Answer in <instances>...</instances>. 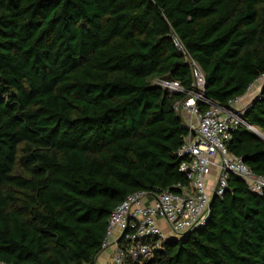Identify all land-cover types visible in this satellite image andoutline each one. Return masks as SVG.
Here are the masks:
<instances>
[{"label": "trees", "instance_id": "1", "mask_svg": "<svg viewBox=\"0 0 264 264\" xmlns=\"http://www.w3.org/2000/svg\"><path fill=\"white\" fill-rule=\"evenodd\" d=\"M188 59L219 107L246 95L264 74V0H0V263L95 264L128 195L188 184L184 96L155 85L189 90ZM243 119L264 133V82ZM226 149L264 177L252 131ZM142 264H264V192L229 175L205 226Z\"/></svg>", "mask_w": 264, "mask_h": 264}, {"label": "built area", "instance_id": "2", "mask_svg": "<svg viewBox=\"0 0 264 264\" xmlns=\"http://www.w3.org/2000/svg\"><path fill=\"white\" fill-rule=\"evenodd\" d=\"M175 44L180 48L177 41ZM187 63L192 77L189 90H184L176 81L158 80L155 85L171 95L184 96L173 108L181 116L186 132L176 157L178 171L188 184L176 185L178 192L133 193L113 210L101 245V252L113 249L110 264H142L152 258L153 250L159 248L162 241L179 239L203 228L211 200L225 193L229 175L240 178L255 194L264 192V177L253 174L241 158L226 149L231 134L239 127L256 130L243 119L256 95L246 106L242 105L241 97L229 101L226 107H219L205 96V80L199 65L190 59ZM263 82L264 74L254 84ZM213 170L216 177L210 181ZM161 223L168 228L170 237L163 232Z\"/></svg>", "mask_w": 264, "mask_h": 264}, {"label": "crops", "instance_id": "3", "mask_svg": "<svg viewBox=\"0 0 264 264\" xmlns=\"http://www.w3.org/2000/svg\"><path fill=\"white\" fill-rule=\"evenodd\" d=\"M256 87H258V92H259V89L261 87V83H260V86L257 85ZM252 94H253V92H251V94L249 92L246 95H244L242 102L251 100L254 97V95H252ZM260 134H261V132H260ZM215 177H216V171L213 170L211 173V176L209 177V180L213 181L215 179ZM161 227H162L163 232L167 235V237H170V233H169L166 225H164V223H161ZM112 253H113L112 247L108 248L107 250H105L103 252H100L95 259V264H110V258L112 256Z\"/></svg>", "mask_w": 264, "mask_h": 264}, {"label": "rangeland", "instance_id": "4", "mask_svg": "<svg viewBox=\"0 0 264 264\" xmlns=\"http://www.w3.org/2000/svg\"><path fill=\"white\" fill-rule=\"evenodd\" d=\"M258 85V86H260V84H254L253 86H252V88L250 89V94H251V92H253V94L252 95H257L258 94V87H256V86ZM252 98V97H251ZM249 101V100H248ZM248 101H245V102H243L242 103V105H244V106H246L247 105V103H248ZM262 134V136L264 137V133H261Z\"/></svg>", "mask_w": 264, "mask_h": 264}, {"label": "water", "instance_id": "5", "mask_svg": "<svg viewBox=\"0 0 264 264\" xmlns=\"http://www.w3.org/2000/svg\"><path fill=\"white\" fill-rule=\"evenodd\" d=\"M175 41H177L176 39H175ZM178 42V41H177ZM256 136H258L261 140H263L264 141V138L263 137H261V135H259L256 131H252Z\"/></svg>", "mask_w": 264, "mask_h": 264}, {"label": "bare ground", "instance_id": "6", "mask_svg": "<svg viewBox=\"0 0 264 264\" xmlns=\"http://www.w3.org/2000/svg\"><path fill=\"white\" fill-rule=\"evenodd\" d=\"M259 135H261L262 136V134H260V132H258L257 130H255ZM263 137V136H262Z\"/></svg>", "mask_w": 264, "mask_h": 264}]
</instances>
